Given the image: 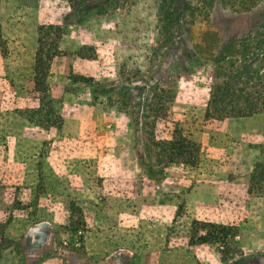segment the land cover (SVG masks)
Returning a JSON list of instances; mask_svg holds the SVG:
<instances>
[{
    "label": "rangeland",
    "instance_id": "1",
    "mask_svg": "<svg viewBox=\"0 0 264 264\" xmlns=\"http://www.w3.org/2000/svg\"><path fill=\"white\" fill-rule=\"evenodd\" d=\"M0 32V264H264V110L204 117L264 71V0H0ZM175 131L195 166L157 148Z\"/></svg>",
    "mask_w": 264,
    "mask_h": 264
},
{
    "label": "trees",
    "instance_id": "2",
    "mask_svg": "<svg viewBox=\"0 0 264 264\" xmlns=\"http://www.w3.org/2000/svg\"><path fill=\"white\" fill-rule=\"evenodd\" d=\"M52 28L53 26L46 25L40 26L38 30V47L34 66V85L38 90L40 89V85L43 86L44 65L46 63L42 56L48 57V55L53 56L58 53V50L53 49V52L47 55V50L44 47L45 44L49 47L55 45L53 40L46 42L44 38L46 31ZM5 51L6 47L0 32V53L5 54ZM224 81L211 84L209 99L204 111L205 118L212 116H215L217 119L226 116L243 117L264 110V71L258 70L242 77ZM228 96L230 98L225 100ZM262 145L264 148V137ZM156 146L159 151L164 153L169 162H179L190 167L195 166L198 162L197 143L183 136L180 131H175L169 139L160 140ZM253 170L250 174L251 180L257 179L262 173L264 174V164L258 163ZM191 229L193 230V234H198L201 230L205 231L191 240V244L207 242L226 243V228L221 225L208 222L200 223L199 221L192 220ZM3 241L9 240L3 238Z\"/></svg>",
    "mask_w": 264,
    "mask_h": 264
}]
</instances>
